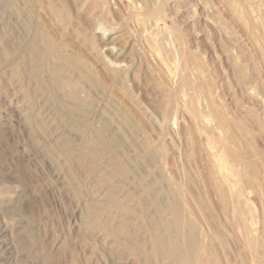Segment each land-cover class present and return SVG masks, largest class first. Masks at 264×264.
Returning <instances> with one entry per match:
<instances>
[{
  "label": "rangeland",
  "instance_id": "1",
  "mask_svg": "<svg viewBox=\"0 0 264 264\" xmlns=\"http://www.w3.org/2000/svg\"><path fill=\"white\" fill-rule=\"evenodd\" d=\"M61 1L67 3L64 14L68 17L64 16L67 18L64 24L49 21L48 16L39 10V5L33 2L36 20H41L55 39L64 44L67 51L71 49L70 52L78 54L96 69L103 89L90 87V94L87 90L88 100H84L86 92L79 93L77 97L66 95L58 85L62 77L52 70L53 61L46 60L51 66L44 62L32 70V76L36 77L33 76L31 86L37 99L34 101L36 105L33 103L35 106L29 109L24 96L22 75L14 72L30 66L27 56L33 51L32 48L35 51L36 45L33 44L32 33L25 30L21 14L16 13L20 10V2L16 0L12 4L10 0H0V223L4 224L5 229V243L1 251L11 253L7 255L6 261L9 264H157V257L148 256L142 242L149 241L146 242L147 245L152 243L154 239H151L149 222L164 215L160 211L158 213L157 202L165 201L174 194L179 195L177 198L174 195L173 198L178 202L181 200L180 204L184 208L188 207L187 209L196 212L205 230L204 224L209 221L214 222L212 225L215 227H219V223L225 226L223 230L226 233L234 231L231 232L232 236L230 233L226 235L230 236H227V241L230 239L229 243L232 244L228 248L232 249L229 253L231 252L230 256L235 264H240V255L236 256L240 250L245 251L242 253L251 259L252 251H247L249 248L242 250L243 245L239 243L243 237L241 238L240 232L233 230V227L236 229L232 221L234 203L231 200L229 203L232 205L229 206L232 207L229 208V203L225 204L221 198L218 188V178L221 176H218L217 163L213 160L219 158L218 154L223 156L222 142L228 132L232 128L234 131L239 129L243 138L237 141L242 143L247 154L250 153L249 158H243L241 163L225 154L223 158L221 156L222 159L219 158V162L225 161V168L222 170L224 173L233 168L239 174H233L236 183L232 182V185L238 186L233 187V194L240 192L247 204L254 200V204L251 202V207L248 206L252 211L247 210V217L254 222H262L264 0H80L85 1L83 5L79 4V0ZM232 1L237 5L238 15L230 8ZM17 3L19 4L16 5ZM240 15L242 18H238ZM11 21L14 23L12 29L9 26ZM243 21L249 25V29ZM9 29L14 32H8ZM103 31L107 33L104 34ZM115 37L119 38L115 41ZM111 38L113 42H117L118 51H123L121 55L109 53ZM157 49L166 51L162 53V50ZM24 52H27L26 56ZM168 53L173 57H169ZM231 58L237 63L242 62L247 68L248 76H245L246 81L242 84L244 89L238 85V79L234 76ZM110 60L122 63L126 69L117 71L120 72L119 75L109 72L107 65ZM68 68L69 74L77 72ZM198 76L200 77L197 78ZM15 79L17 82L14 83ZM34 83L37 84L36 87ZM251 92L256 96L253 97ZM82 94L84 96H80ZM120 109L139 124V130L125 125L122 127L123 124L117 119ZM26 110L34 111L33 116L44 118L46 123L42 119L34 122L27 117ZM218 115L225 116L227 126L232 127L235 122L233 126L238 129L226 126L230 129L227 131L226 127H220ZM236 123H239V127ZM242 126L244 129L241 131ZM90 135L99 138L102 136L103 139H100L107 144L94 143ZM245 139L253 142L247 141L244 144L242 141H246ZM206 142H210V147ZM228 142L235 146L234 141ZM204 146H207V150ZM212 150L214 152H210ZM109 156L116 158L117 162H123L128 171L123 174L113 171L106 163ZM209 160L216 165H211ZM235 187L239 188L238 191ZM244 196L250 201L244 200ZM202 199L208 202L205 203L207 206L210 205L212 209L215 207V210H210L214 215L210 214L207 218L203 215L204 210L201 209L206 205ZM198 202H203L205 206L202 203L198 205ZM118 204H126V208H119ZM134 206L142 211L136 213ZM224 206L226 212L223 210ZM153 214H156L155 217ZM220 214L227 217L224 219V215ZM226 219L229 221L228 225L225 223ZM235 235L238 236L237 241ZM217 241L215 246L224 260L225 254H229L228 248L221 251L222 246Z\"/></svg>",
  "mask_w": 264,
  "mask_h": 264
},
{
  "label": "bare ground",
  "instance_id": "2",
  "mask_svg": "<svg viewBox=\"0 0 264 264\" xmlns=\"http://www.w3.org/2000/svg\"><path fill=\"white\" fill-rule=\"evenodd\" d=\"M11 1V3L12 4H15L16 3V0H10ZM19 2H20V10L19 11H17L16 13H20L21 15H20V19H22L21 21L23 22V25H24V27H25V30H27V31H30L31 33H32V40H33V44L34 45H36V49H35V51H34V48H32L33 49V51H30V46L27 48V49H29V51L31 52V53H28V58L27 57H24V56H26V54H27V52L25 53L24 52V58H27L28 60H29V63H30V66L29 67H27V66H25V68H21L20 69V71L19 70H15V72L14 73H16V74H20V75H22V82H23V84H22V86H23V91H24V96H25V98H27V103H28V106H27V108H29V109H31L32 108V106L35 104L36 105V103H34V101H36L35 99H37L35 96H34V92H33V90H32V86H31V81H32V78H33V76H35V75H33L32 76V70L34 69V68H37V66H39V65H43V63L44 62H46V60L48 61H50V60H52L53 61V64H52V70H53V72L54 73H56V74H59L61 77V81H59V83H58V85H59V87L63 90V93L65 92V94L66 95H68V96H78V94L80 93H85L86 92V98L85 97H83V99L84 100H88V94H87V90L91 87V88H94L95 87V89L96 88H102L103 87V83L100 81V79H99V77L97 76V74H96V72H95V70H94V68H92V66L88 63V62H85V61H83L82 59L83 58H81V57H79L78 56V54L76 55V54H74V53H72V52H70L71 51V49H70V51L68 50L67 51V49H65L64 48V44L61 42V41H57L56 39H55V37L52 35V33L51 32H49L48 31V29L45 27V24L41 21V20H36V16H35V12H34V10H33V2H35V4H38L39 5V10H41L42 12L41 13H44L45 15H47L48 16V18H49V21H56V22H59V23H61V24H64V22H65V20L67 19H65V17H68V16H66V14H64V9L66 8V6L67 5H65V3L66 2H64V1H61V0H18ZM70 1V0H69ZM78 1V0H77ZM120 1V0H119ZM125 1V0H124ZM146 1V0H145ZM148 1V0H147ZM199 1V0H198ZM249 1V0H248ZM78 2H80V0L78 1ZM84 2L85 1H81L79 4H81V5H83L84 4ZM121 2V1H120ZM157 2V1H156ZM124 3V2H123ZM230 3H233V1L232 2H230ZM235 3V2H234ZM231 4L230 5V8L234 11V13L235 14H237V5L236 4ZM261 3V2H260ZM19 3H17L16 5H18ZM67 4V3H66ZM127 4H128V2H127ZM139 4V3H138ZM145 4V3H144ZM186 4V3H185ZM124 5V4H123ZM126 5V4H125ZM129 5H130V3H129ZM256 5V4H255ZM15 6V5H14ZM74 6V5H73ZM76 6V5H75ZM101 6V5H100ZM147 6H148V4H147ZM157 6V5H156ZM201 6V5H200ZM16 7H18V6H16ZM15 7V8H16ZM131 7V6H130ZM174 7V6H173ZM35 8V7H34ZM117 8V7H116ZM252 8V7H251ZM262 8V7H261ZM37 9H38V7H37ZM75 9H77L76 7H75ZM175 9V8H174ZM205 9V8H204ZM230 9V10H231ZM239 9V8H238ZM249 9H250V6H249ZM230 10H229V12H230ZM257 10V9H256ZM255 10V11H256ZM259 10V9H258ZM10 11V10H9ZM15 11V10H14ZM206 11V10H205ZM242 11V10H241ZM77 12V11H76ZM115 12V11H114ZM127 13V12H126ZM158 13V12H157ZM257 13H258V11H257ZM261 13V12H260ZM12 14H14V13H12ZM119 14V13H118ZM117 14V15H118ZM241 14V13H240ZM15 15V14H14ZM19 15V14H18ZM37 15V14H36ZM45 15H43V16H45ZM77 15V14H76ZM232 15V14H231ZM238 15V14H237ZM65 16V17H64ZM74 16V15H73ZM84 16V15H83ZM119 16H120V14H119ZM202 16V15H201ZM12 17V16H11ZM123 17V16H122ZM19 18V17H18ZM17 18V19H18ZM85 18V17H84ZM200 18V17H199ZM202 18V17H201ZM206 18V17H205ZM238 18H242L241 17V15L238 17ZM256 18V17H255ZM259 18V17H258ZM263 19V18H262ZM19 20V19H18ZM79 20V19H78ZM137 20V19H136ZM254 20V19H253ZM260 20V19H259ZM8 21H10L9 19H8ZM33 21L35 22V23H33ZM77 21V20H76ZM91 21V20H90ZM148 21V20H147ZM257 21V20H256ZM16 22V21H15ZM19 22H20V20H19ZM85 22V21H84ZM86 22H87V20H86ZM132 22V21H131ZM201 22V21H200ZM260 22V21H259ZM262 22V21H261ZM17 23V22H16ZM140 23V22H139ZM154 23V22H153ZM199 23V22H198ZM18 24V23H17ZM20 24V23H19ZM243 24L245 25V27L247 28V29H249V25L245 22V21H243ZM263 24V23H262ZM101 25V24H100ZM138 25V24H137ZM9 26H10V28L12 29L13 27H14V23H12V21L10 22V24H9ZM102 26V25H101ZM74 27H76V26H74ZM97 27V26H96ZM156 27V26H155ZM16 28V27H15ZM19 28H21V26L19 27ZM137 28V27H136ZM215 28V27H214ZM218 28V27H217ZM99 29H100V27H99ZM99 29H97V30H99ZM102 30H103V28H101ZM106 29V28H105ZM10 30V29H9ZM58 30V29H57ZM84 30H85V28H84ZM107 30V29H106ZM140 30V29H139ZM151 30V29H150ZM11 31H13V30H10V31H8V32H10L11 33ZM146 31V30H145ZM186 31V30H185ZM245 31V30H244ZM14 32V31H13ZM22 32V31H21ZM21 32H19V33H21ZM97 32V31H96ZM99 32V31H98ZM102 32V31H101ZM135 32V31H134ZM258 32V31H257ZM23 33V32H22ZM62 33V32H61ZM103 33H104V31H103ZM102 33V34H103ZM107 32H105L104 34H106ZM122 33V32H121ZM145 33V32H144ZM213 33V32H212ZM18 34V33H17ZM60 34V33H59ZM98 34V33H97ZM96 34V35H97ZM100 34V33H99ZM104 34H103V36H104ZM128 34V33H127ZM147 34V33H146ZM251 34V33H250ZM23 35V34H22ZM123 35H125V34H123ZM138 35V34H137ZM139 35H140V33H139ZM154 35V34H153ZM26 36V35H25ZM28 36V35H27ZM67 36V35H66ZM100 36V35H99ZM142 36V35H141ZM205 36V35H204ZM12 37V36H11ZM140 37V36H139ZM144 37V36H143ZM159 37V36H158ZM157 37V38H158ZM167 37V36H166ZM20 38V37H19ZM27 38V37H26ZM69 38V37H68ZM102 38V37H101ZM105 38V37H104ZM117 38H119V37H115V41L117 40ZM122 38V37H121ZM145 38V37H144ZM148 38V37H147ZM167 38H169V37H167ZM199 38V37H198ZM202 38V37H201ZM252 38H253V36H252ZM15 39V38H14ZM13 39V40H14ZM18 39V38H17ZM93 39V38H92ZM191 39V38H190ZM16 40V39H15ZM111 41H112V38L110 39ZM147 40V39H146ZM157 40V39H156ZM255 40V39H254ZM11 41H12V38H11ZM88 41V40H87ZM93 41V40H92ZM99 41V40H98ZM140 41H141V39H140ZM176 41V40H175ZM102 42V41H101ZM122 42V41H121ZM154 42V41H153ZM174 42V41H173ZM136 43V42H135ZM145 43V42H144ZM160 43V42H159ZM168 43V42H167ZM169 43H170V41H169ZM174 43H176V42H174ZM111 43H109V45H110ZM134 44V43H133ZM258 44V43H257ZM16 45V44H15ZM34 45H32V46H34ZM70 45V44H69ZM102 45V44H101ZM104 45V44H103ZM108 45V46H109ZM168 45V44H167ZM7 46V45H6ZM9 46V45H8ZM73 46V45H72ZM80 46V45H79ZM105 46H107V45H105ZM107 46V47H108ZM122 46V45H121ZM145 46V45H144ZM161 46H162V44H161ZM172 47H173V45H171ZM35 47V46H34ZM163 48H164V46H162ZM168 47V46H167ZM73 48V47H72ZM89 48V47H88ZM138 48V47H137ZM157 48V47H156ZM162 48V49H163ZM166 48V47H165ZM170 48V47H169ZM260 48V47H259ZM10 49V48H9ZM104 49H105V47H104ZM108 49H109V53L111 54H116L117 56H119V55H121L122 54V50H121V52H119L118 51V46H117V42H113L112 41V45L111 46H109L108 47ZM108 49H106V50H108ZM123 49V48H122ZM136 49V48H135ZM151 49V48H150ZM161 49V50H162ZM175 49V48H174ZM173 49V50H174ZM12 49H10V51H11ZM91 50V49H90ZM98 50V49H97ZM103 50V49H102ZM144 50H145V48H144ZM158 50V49H157ZM160 50V49H159ZM158 50V51H159ZM160 50V51H161ZM165 50V49H164ZM9 50H7V53L8 54H10L9 52H8ZM77 51H79V50H77ZM87 51V50H86ZM126 51V50H125ZM166 51V50H165ZM165 51H163L162 50V53L163 52H165ZM185 51V50H184ZM261 51V50H260ZM105 52V51H104ZM169 52V51H168ZM170 52H171V50H170ZM173 52V51H172ZM171 52V53H172ZM225 52V51H224ZM14 53V52H13ZM76 53V52H75ZM81 53V52H80ZM98 53V55H100L99 54V52H97ZM108 54V53H107ZM170 53H168V56L170 57L171 55H169ZM172 54H174V53H172ZM176 54V53H175ZM174 54V55H175ZM7 55V54H6ZM137 55H139V54H137ZM149 55V54H148ZM157 55V54H156ZM167 55V54H166ZM165 55V57H167ZM2 56H3V54H2ZM9 56V55H8ZM10 56H12V53H11V55ZM105 56V55H104ZM110 56V55H109ZM176 56V55H175ZM84 57V56H83ZM101 57V56H100ZM169 57L167 58L168 60H169ZM171 57H173V56H171ZM177 57V56H176ZM3 58V57H2ZM105 58V57H104ZM224 58V57H223ZM111 59V58H110ZM158 59V58H157ZM159 59H161V58H159ZM167 59H166V62H167ZM174 59H176V58H174ZM226 59V58H225ZM233 58H231L230 60H232ZM94 60H97L98 61V59H95L94 58ZM112 60V59H111ZM110 60V63L108 62V65H107V69H109L110 71L109 72H111V73H116V75H119V73L120 72H117V71H122V70H125L126 68H124L123 66H122V63L120 64V63H118L117 61H115V60H113V61H111ZM165 60V59H164ZM243 60V59H242ZM90 61V60H89ZM105 61V60H104ZM161 61H163V57H162V60ZM174 61V60H173ZM178 61V60H177ZM176 61V62H177ZM170 62V61H169ZM42 63V64H41ZM46 63H48V62H46ZM128 63V62H127ZM160 62H158V64H159ZM163 63V62H162ZM174 63V62H173ZM231 63V62H230ZM39 64V65H38ZM49 64V63H48ZM129 64V63H128ZM181 64H183V63H181ZM181 64H180V66H181ZM233 64V65H232ZM232 64H231V66H233V71H234V76L236 75V78L238 79V85H240V87H242L243 88V86L244 85H242V84H244L245 83V81H246V77L248 76H246V71H247V68H246V66H245V64H242V62H241V64L240 63H237L236 61H233L232 60ZM257 64V63H256ZM32 65V66H31ZM50 65V64H49ZM127 65V64H126ZM167 65V64H166ZM172 65V64H171ZM227 65V64H226ZM51 66V65H50ZM103 66V65H102ZM41 67V66H40ZM68 67H70V68H73V70H76L77 72H75V74H69L68 73V71H67V69H69ZM161 67V66H160ZM165 67V66H164ZM184 67L186 68V65H184ZM102 68V67H101ZM178 68V67H177ZM41 69V68H40ZM51 69V68H50ZM98 69V68H97ZM154 69V68H153ZM169 69V68H168ZM182 69H184V68H182ZM232 69V68H231ZM128 70V69H127ZM173 70V69H172ZM227 70V69H226ZM42 71V70H41ZM47 71V70H46ZM137 71V70H136ZM168 71V70H167ZM170 71V70H169ZM182 71V70H181ZM108 72V71H107ZM130 72V71H129ZM156 72V71H155ZM202 72V71H201ZM34 73V72H33ZM44 73V72H43ZM53 73V74H54ZM72 73H73V71H72ZM103 73V72H102ZM106 73V72H105ZM118 73V74H117ZM159 73V72H158ZM161 73V72H160ZM185 74H186V70H185V72H184ZM183 73V74H184ZM191 73V72H190ZM248 73V72H247ZM36 74V73H35ZM40 74V73H39ZM113 74H112V76H113ZM184 74V75H185ZM196 74V73H195ZM200 74V73H199ZM231 74H232V72H231ZM254 74V73H253ZM167 75V74H166ZM255 75V74H254ZM18 76V75H17ZM40 76V75H39ZM51 76V75H50ZM58 76V75H57ZM169 76V75H168ZM182 76V75H181ZM185 76H187V75H185ZM246 76V77H245ZM9 77V76H8ZM11 77L13 78V76L11 75ZM10 77V78H11ZM36 77V76H35ZM41 77V76H40ZM133 77V76H132ZM195 77V76H194ZM200 76H198L197 78H199ZM39 78V77H38ZM56 78V77H55ZM127 78V77H126ZM183 79L185 78L184 76L182 77ZM249 78H250V76H249ZM263 78V77H262ZM18 79V78H17ZM42 79V78H41ZM57 79H58V77H57ZM112 79V78H111ZM153 79V78H152ZM159 79V78H158ZM170 79V78H169ZM151 80V79H150ZM162 80V79H161ZM9 81V80H8ZM20 81V82H21ZM38 81H39V79H38ZM153 81V80H152ZM164 81H166V80H164ZM199 81V80H198ZM227 81V80H226ZM250 81V80H249ZM11 82L13 83V80H11ZM15 82H17L16 81V79L14 80V83ZM34 82V81H33ZM117 82V81H116ZM169 82V81H168ZM193 82V81H192ZM14 83H13V85H14ZM117 83H119V82H117ZM127 83V82H126ZM125 83V84H126ZM156 83V82H155ZM222 83V82H221ZM235 83V82H234ZM259 83V82H258ZM164 84H165V82H164ZM35 85H37V84H35L34 83V86ZM254 85H256V84H254ZM15 86H17V85H15ZM55 86V85H54ZM117 86V85H116ZM202 86V85H201ZM247 86H249V85H247ZM250 86H252V85H250ZM257 86V85H256ZM259 86V85H258ZM36 87V86H35ZM119 87V86H118ZM121 87V86H120ZM158 87V86H157ZM230 87V86H229ZM234 87H235V85H234ZM47 88V87H46ZM54 88V87H53ZM90 88V89H91ZM126 88V87H125ZM140 88V87H139ZM165 88V87H164ZM202 88H204V87H202ZM213 88V87H212ZM227 88V87H226ZM253 88V87H252ZM39 89V88H38ZM89 89V90H90ZM103 89V88H102ZM101 89V90H102ZM142 89V88H141ZM220 89V88H219ZM218 89V90H219ZM244 89V88H243ZM40 90V89H39ZM88 90V91H89ZM168 90V89H167ZM217 90V89H216ZM229 90V89H228ZM254 90V89H253ZM253 90H251L250 89V91H253ZM255 90H257V89H255ZM259 90V89H258ZM17 91V90H16ZM91 91V90H90ZM90 91L88 92L89 94H90ZM104 91V90H103ZM206 91V90H205ZM222 91V90H221ZM249 91V92H250ZM173 92V91H172ZM195 92V91H194ZM240 92H242V91H240ZM256 92H258V91H256ZM12 93V92H11ZM14 93V92H13ZM12 93V94H13ZM121 93V92H120ZM168 93L170 94L171 92H169L168 91ZM197 93V92H196ZM210 93V92H209ZM215 93H216V91H215ZM239 93V92H238ZM253 93L254 92H251V94H252V96L254 97V96H256V95H253ZM243 94V93H242ZM241 94V95H242ZM250 94V95H251ZM257 94H259V92L257 93ZM9 95V94H8ZM16 95V94H15ZM172 95V94H171ZM184 95V94H183ZM200 95V94H199ZM240 95V96H241ZM246 95V94H245ZM260 95V94H259ZM80 96H84V94H82V95H80ZM169 96V95H168ZM175 96V95H174ZM211 96V95H210ZM13 97V96H12ZM60 97V96H59ZM91 97V95L89 96V98ZM186 97V96H185ZM251 97V96H250ZM258 97V96H257ZM24 98V97H23ZM73 98V97H72ZM172 98H173V96H172ZM172 98H170V99H172ZM252 98V97H251ZM63 99V98H62ZM250 99V98H249ZM258 99V98H257ZM202 100H203V98H202ZM187 101V100H186ZM65 102V101H64ZM69 102V101H68ZM86 102H88V101H86ZM236 102V101H235ZM34 103V104H33ZM199 103V102H198ZM240 103V102H239ZM8 104V103H7ZM19 104V103H18ZM66 104V103H65ZM84 104V103H83ZM86 104V103H85ZM186 104V103H185ZM218 104V103H217ZM34 105V106H35ZM202 105H204V104H202ZM202 105H200V106H202ZM237 105V104H236ZM251 105V104H250ZM38 106V105H37ZM67 106V105H66ZM231 106V105H230ZM246 106V105H245ZM258 106V105H257ZM39 107H41V106H39ZM190 107V106H189ZM232 107V106H231ZM58 108V107H57ZM214 108V107H213ZM219 108V107H218ZM217 108V109H218ZM235 108V107H234ZM34 109H35V107H34ZM40 110H41V108H39ZM39 109L37 110L38 112H39ZM71 109V108H70ZM221 109V108H220ZM261 109V108H260ZM64 110V109H63ZM234 110V109H233ZM27 111V110H26ZM25 111V112H26ZM78 111V110H77ZM117 111H119V110H117ZM222 111V110H221ZM67 112V111H66ZM70 112V111H69ZM71 112H73V110L71 111ZM192 112V111H191ZM220 112V111H219ZM33 113H34V111H27V117H30L32 120H34V122H36L37 123V121H39V120H41L42 119V122H43V120H44V118H35L34 116H33ZM167 113V112H166ZM186 113V112H185ZM232 113H233V111H232ZM23 114V113H22ZM35 114V113H34ZM36 114H37V112H36ZM44 114V113H43ZM78 114V113H77ZM195 114V113H194ZM234 114V113H233ZM117 119L119 120V123H121V124H123V126L122 127H124V125L125 126H128L129 128L131 127L132 129H136V130H139V124L138 123H135V121L130 117V115L129 114H127V113H122V111H121V109H120V112H117ZM209 115V114H208ZM227 115H228V113H227ZM229 115H231V114H229ZM33 116V117H32ZM40 116V115H39ZM38 116V117H39ZM47 116V115H46ZM81 116V115H80ZM195 116H197V114L195 115ZM207 116V115H206ZM234 116V115H233ZM26 117V118H27ZM63 117H64V115H63ZM66 117V116H65ZM174 117H175V115H174ZM190 117V116H189ZM209 117V116H208ZM225 117V116H224ZM224 117H223V115H218V118H217V121H218V125L220 126V127H226L227 126V124H226V122H228V121H225L224 120ZM236 117V116H235ZM29 118V119H30ZM54 118V117H53ZM73 118V117H72ZM30 119V120H31ZM48 119L49 118H47V123H48ZM55 119V118H54ZM55 120H57V119H55ZM60 120V119H59ZM68 120V119H67ZM75 120V119H74ZM77 120V119H76ZM211 120V119H210ZM69 121V120H68ZM80 121V120H79ZM192 121V120H191ZM257 121V120H256ZM30 122V121H29ZM33 122V121H32ZM41 122V121H40ZM39 122V123H40ZM44 122L46 123V120H44ZM50 122V121H49ZM61 122V121H60ZM67 122V121H66ZM77 122V121H76ZM86 122V121H85ZM172 122V121H171ZM174 122H176L175 120H174ZM212 122V121H211ZM27 123V122H26ZM39 123H38V126L40 127V125H39ZM62 123V122H61ZM65 123V122H64ZM80 123V122H79ZM230 123V122H229ZM228 123V124H229ZM235 123V122H234ZM234 123L232 124V127H235V126H233L234 125ZM33 124V123H32ZM43 124V123H42ZM41 124V125H42ZM50 124V123H49ZM53 124V123H52ZM120 124V125H121ZM231 124V123H230ZM236 124H238V127H239V123H236ZM35 125V124H34ZM45 125V124H44ZM217 125V124H216ZM262 125V124H261ZM43 126V125H42ZM78 126V125H77ZM82 126V125H81ZM84 126H86V125H84ZM218 126V127H219ZM241 126V125H240ZM43 127H45V126H43ZM197 127V126H196ZM228 128L230 127V129L232 128L231 126H227ZM226 127V128H227ZM257 127V126H256ZM40 128H42V127H40ZM52 128V127H51ZM225 128V129H226ZM228 128L226 129L227 131H229L228 130ZM236 128V127H235ZM252 128H254V127H252ZM37 129V128H36ZM48 129V128H47ZM127 129V128H126ZM141 129V128H140ZM193 129V128H192ZM233 129V128H232ZM231 129V130H232ZM236 129H238V128H236ZM244 128H243V126H242V129H241V131L243 130ZM229 131L228 132V136H226L225 137V140L222 142V144H223V146L221 147V150H222V148H223V151H221V152H224V154H223V156L222 155H220V154H218L219 155V158H221V156H222V158L224 157V156H226L225 154H227L228 156H231L232 158H234L235 160H239V161H243L244 159L243 158H249V154H247V152H246V150L244 149V146H242L237 140H239L240 138H241V132H240V130L238 131H234V129L232 130V131ZM243 133V132H242ZM201 134V133H200ZM246 134V133H245ZM102 135V134H101ZM101 135H99V136H101ZM194 135V134H193ZM244 135V134H243ZM91 136V135H90ZM89 136V137H90ZM217 136H219V135H217ZM92 138H90L91 139V141L93 140L94 141V143L96 142V143H98V144H107V142H105V141H103V140H101L100 138H102V136L99 138V137H97V136H95V137H93V136H91ZM249 137V136H248ZM243 138V137H242ZM241 138V139H242ZM103 139V138H102ZM192 139V138H191ZM199 139V138H198ZM68 140V139H67ZM106 140V139H105ZM194 140V139H193ZM204 140V139H203ZM209 140V139H208ZM246 140V139H245ZM69 141V140H68ZM103 141V142H102ZM222 141V140H221ZM228 141H231V143L234 141V145L235 146H232L231 144H229V142ZM247 141H250V140H246V141H242L243 143L244 142H246L247 143ZM143 142V141H142ZM250 142H253V141H250ZM205 143V142H204ZM203 143V144H204ZM207 143V142H206ZM221 143V142H220ZM246 143H244V144H246ZM105 144V145H106ZM144 144V143H143ZM145 144H146V142H145ZM210 142L209 143H207V146H209L210 147ZM214 144V143H213ZM67 145H68V143H67ZM109 145H112V144H109ZM108 145V147H110ZM206 146V147H207ZM213 146V145H212ZM212 146H211V148H212ZM255 146V145H254ZM98 147V146H97ZM104 147V146H103ZM205 147V146H204ZM204 148V149H206L207 150V148ZM105 148V147H104ZM211 148L209 149L208 148V150H211ZM255 148V147H254ZM259 148V147H258ZM106 149H107V147H106ZM145 149H146V147H145ZM213 149V148H212ZM214 150V149H213ZM210 151V152H214V151ZM260 150V149H259ZM191 151V150H190ZM196 151V150H195ZM252 151V150H251ZM82 152V151H81ZM162 152V151H161ZM192 152V151H191ZM205 152V151H204ZM207 152V151H206ZM220 152V153H221ZM91 153V152H90ZM196 153H197V151H196ZM208 153V152H207ZM210 154V153H209ZM208 154V156H211V155H209ZM89 155V154H88ZM105 155V154H104ZM103 155V156H104ZM112 155V154H111ZM150 155V154H149ZM154 155H156V153L154 154ZM192 155V154H191ZM118 156V155H117ZM157 156V155H156ZM148 157V156H147ZM150 157H152L153 158V156H150ZM158 157V156H157ZM206 157V156H205ZM204 157V158H205ZM213 157H215L214 155H213ZM95 158V157H94ZM93 158V159H94ZM118 158V157H117ZM149 158V157H148ZM151 158V159H152ZM211 158H212V156H211ZM210 158V159H211ZM216 158H217V155H216ZM219 158H217V159H215V158H213V159H215V160H213L215 163H217V165L215 164V163H213V161H211V160H209V161H211L212 163H211V165L212 164H214V165H216L217 166V171H219V174L220 175H218L217 173V175L218 176H221L220 178H218V180H219V182H218V180H217V182L219 183V185H218V188H219V193H220V195H221V198H222V200H223V202L225 203V204H227V203H229V202H231V200L233 201V203H234V206H233V210L232 211H234V213H232L234 216L232 217L233 218V222L235 223V227H236V229H234V227H233V230H237L236 232H240V234H241V238L243 237V240H242V242L243 243H245V244H242V242L241 243H239V244H241V245H243V248H242V250H245L246 248L248 249H246L247 251H249V250H251L252 251V256H251V259H250V257L249 256H245V253L243 254L242 252H245V251H242L241 252V250H240V253H237L236 254V256L237 255H240V259H241V261L239 262L240 264H264V219H263V221L261 222L260 221V223H257V222H254L253 220H252V218H248L247 217V210L248 211H252V209L251 208H249L248 206H250L251 207V202H253V201H251V202H249V204H247V201L245 202V201H243V199H242V195H241V193L240 192H237V193H235V194H233V187L234 186H237V185H232L233 183L232 182H235L236 183V181L233 179V177L235 176H233V174H236L235 173V169H229L228 170V172H226V173H224L222 170H224V168L225 167H223L224 165V163H225V161L222 163H220L219 161H221V159L219 160ZM119 159V158H118ZM150 159V160H151ZM206 159V158H205ZM225 159H227V158H225ZM95 160V159H94ZM232 160V159H231ZM245 160H247V159H245ZM148 161H149V159H148ZM193 161V160H192ZM217 161V162H216ZM223 161V160H222ZM242 161H241V163H242ZM89 162H91V160L89 161ZM151 162V161H150ZM156 162V161H155ZM87 163V162H86ZM95 163V162H94ZM105 163V162H104ZM106 163H108L109 164V167L110 168H112L113 169V171H115V172H119V173H125V172H127L128 171V167L123 163V162H117L116 161V158H114L113 156H109L108 157V160H107V162ZM230 163H232V161L230 162ZM246 163V162H245ZM254 163V162H253ZM92 164H93V162H92ZM97 164V163H96ZM151 165H152V163H150ZM155 164V163H154ZM213 165V166H214ZM241 165V164H240ZM90 166V165H89ZM94 166V165H93ZM96 166V165H95ZM216 166H215V168H216ZM244 166V165H243ZM246 166H248V165H246ZM73 167V166H72ZM240 167V166H239ZM239 167H237V168H239ZM85 168V167H84ZM95 168V167H94ZM98 168V167H97ZM214 168V169H215ZM223 168V169H222ZM242 168V167H241ZM244 168V167H243ZM92 169V168H91ZM248 169V168H247ZM260 169V168H259ZM74 170V169H73ZM163 170V169H162ZM244 170V169H243ZM214 171V173H215V170H213ZM237 172V171H236ZM185 173V172H184ZM243 173V172H242ZM258 173V172H257ZM264 174V173H263ZM109 175H110V173H109ZM113 175V174H112ZM236 175H239L238 173L236 174ZM105 176V175H104ZM254 176V175H253ZM173 177V176H172ZM158 178V177H157ZM183 178H184V176H183ZM251 178H253V177H251ZM107 179V178H106ZM187 179V178H186ZM232 179H233V181H232ZM256 178L254 177V180H255ZM184 180V179H183ZM189 180V179H188ZM253 179H252V181H254ZM173 181V180H172ZM175 181V180H174ZM182 181V180H181ZM190 181V180H189ZM189 181H187V182H189ZM256 181V180H255ZM254 181V182H255ZM245 182H246V180H245ZM261 182H263V180L261 181ZM184 183H185V180H184ZM217 183V184H218ZM234 183V184H235ZM241 183V182H240ZM116 184V183H115ZM115 184H113V185H115ZM239 184V183H238ZM263 184V183H262ZM167 185V184H166ZM170 185H172V184H170ZM173 185H174V183H173ZM181 185H183L182 183H181ZM187 185V184H186ZM213 185V184H212ZM119 186V185H118ZM163 187V186H162ZM213 187V186H212ZM238 187V186H237ZM237 187H235V189L237 188ZM115 188H116V186H115ZM123 188V187H122ZM183 188H184V186H183ZM245 188V187H244ZM239 189V188H238ZM238 189H236L237 191H238ZM115 190V189H114ZM121 190V189H120ZM163 190V189H162ZM172 190V189H171ZM177 190V189H176ZM241 190V189H240ZM249 190H250V188H249ZM123 191V190H122ZM174 191V190H173ZM243 191V190H242ZM255 191V190H254ZM118 192V191H117ZM129 192V191H128ZM156 192V191H155ZM125 193V192H124ZM178 193H179V190H178ZM115 194V193H114ZM170 194V193H169ZM215 194V193H214ZM213 194V195H214ZM174 195H176V198H177V195L178 194H174ZM174 195H172L173 197H174ZM185 195V194H184ZM245 195H247V194H245ZM256 195H257V193H256ZM179 196V195H178ZM218 196V195H217ZM153 197H155V196H153ZM152 197V198H153ZM164 197V196H163ZM167 197L168 196H166L165 198L167 199ZM173 197H171V196H169V198L167 199V200H163V198H162V200L163 201H159V202H157V207H158V209L159 210H157L158 211V213H159V211L161 212L160 214H164V215H161L160 216V219H155V220H153L152 222H149V223H151V226H149L150 228V231H151V239H152V237H153V239L154 240H152V243L149 245H147V243L149 242H147L146 240H144L142 243H143V246H144V249L146 250V253H147V255L148 256H151L152 257V255L153 256H156L157 257V259H158V263L157 264H235L234 263V261H232V257L230 256V253H229V250H232L231 248H228V245H230V244H232V243H229V242H231L230 241V239H229V242L227 241L228 239V237L230 238V236H232V233L231 232H233L234 233V231H229V232H227L226 233V231H224L223 229L225 228V226H221V224L219 223L218 224V222H217V219L215 220L216 222H217V224L219 225V227H215V225H212V223L214 224V222H209V221H207L206 222V224H204V225H206V230L204 229V227L202 226V223H201V221H200V219H198L197 218V216H196V212L195 211H193L192 209H187V208H184L181 204H180V201L181 200H179V198H178V200H179V202L177 201V200H175V198H173ZM189 197V196H188ZM245 197V196H244ZM243 197V198H244ZM248 197V196H247ZM203 198V197H202ZM216 198V197H215ZM219 198V197H218ZM246 198V197H245ZM258 198V197H257ZM204 199V198H203ZM202 199V201L204 202L205 200H203ZM260 199V198H259ZM183 200V199H182ZM191 200V199H190ZM221 200V201H222ZM244 200H249L250 201V199L249 198H246V199H244ZM257 200V199H256ZM111 201V200H110ZM117 201V200H116ZM119 201V200H118ZM184 201V200H183ZM199 201H201V198H199ZM207 201H209V200H207ZM259 201V200H258ZM182 202V201H181ZM193 202V201H192ZM203 202H201L202 204H203ZM222 202V203H223ZM155 203V202H154ZM184 203H186L185 201H184ZM200 202H198V205L199 204H201ZM205 203H208V202H204V204ZM223 203V204H224ZM144 204V203H143ZM143 204L142 205H140V204H138V205H140L141 207L143 206ZM203 204V206H205L204 207V209H203V207H202V209L199 207V209H201V210H204V211H202L203 212V215L204 216H206V218L208 217V215H210L211 214V211L210 210H215V207H214V209H212V207L210 206V205H208L207 206V204H205L204 205ZM224 204V205H225ZM231 203H229L227 206H229ZM253 204H254V202H253ZM259 204V203H258ZM184 205H186V204H184ZM194 206H195V204H193ZM219 205V204H218ZM232 205V204H231ZM118 206H119V208H126V204L125 205H122V204H118ZM202 206V205H201ZM214 206V205H213ZM254 206V205H253ZM261 206H262V204H261ZM135 207V206H134ZM149 207V206H148ZM197 207V206H196ZM225 207V206H224ZM232 207V206H231ZM230 206H229V208H231ZM128 208H130L129 206H128ZM136 208V207H135ZM262 208V207H261ZM157 208H155V210H156ZM199 209H197L198 211H200ZM228 209V208H227ZM255 209V208H254ZM262 209H264V208H262ZM136 213H139V212H141L142 210L141 209H139V207H137L136 208ZM147 210V209H146ZM196 210V209H195ZM223 210L226 212V207L225 208H223ZM228 210H230L231 211V209H228ZM256 210V209H255ZM105 211V210H104ZM154 211V210H153ZM216 211H217V209H216ZM215 211V212H216ZM108 212V211H107ZM121 212V211H120ZM219 212V211H218ZM260 212H262V211H260ZM95 213V212H94ZM143 213V212H142ZM199 214L198 215H200V217L202 216L201 214H200V212H198ZM212 213H214V212H212ZM228 213H231V212H229L228 211ZM227 213V214H228ZM91 214V213H90ZM96 214V213H95ZM215 214V213H214ZM214 214H211V215H214ZM259 214V213H258ZM262 215L264 214L263 212L261 213ZM107 215V214H106ZM126 215V214H125ZM155 215L156 214H153V216L155 217ZM221 215V214H220ZM224 215V219L227 217V215H225V214H223ZM223 215H221V216H223ZM231 215V214H230ZM113 216V215H112ZM142 216H143V214H142ZM147 216V215H146ZM216 216V215H215ZM226 216V217H225ZM232 216V215H231ZM230 216V217H231ZM260 216V215H259ZM131 217V216H130ZM213 217V216H212ZM220 217V216H219ZM263 217H264V215H263ZM202 218V217H201ZM231 218V219H232ZM235 218V219H234ZM94 219V218H93ZM92 219V220H93ZM203 219V218H202ZM201 219V220H202ZM210 218H208V220H209ZM256 219V218H255ZM211 220V219H210ZM220 220V219H219ZM235 220H236V222H235ZM119 221V220H118ZM149 221V220H148ZM151 221V220H150ZM214 221V220H213ZM222 221H224V220H222ZM104 222H105V220H104ZM202 222H205V221H203L202 220ZM228 220L226 219V222L225 223H227L226 225H228ZM233 222H232V224H233ZM117 223H119V222H117ZM225 223L223 222V224L225 225ZM108 224V223H107ZM120 224V223H119ZM148 224V223H147ZM230 224V223H229ZM3 225L4 224H1L0 223V264H9L8 263V260L6 261V257H8L9 256V254H11L9 251H5V252H2L1 250H3L2 249V245L5 243H3V238H4V231L3 230H5V229H3ZM141 225V224H140ZM149 225V224H148ZM117 226V225H116ZM131 226V225H130ZM233 226V225H232ZM118 227V226H117ZM146 227H148V226H146ZM215 227V228H214ZM119 228V227H118ZM208 228V229H207ZM149 229H147L148 231H149ZM227 231H228V229H226ZM111 231V230H110ZM128 231H129V229H128ZM131 233V232H130ZM228 233H230L231 235L230 236H228L229 234ZM6 234V233H5ZM226 234H228V235H226ZM130 235V234H129ZM133 235H134V233H133ZM6 236V235H5ZM119 236H120V234H119ZM228 236V237H227ZM236 236V235H235ZM234 236V237H235ZM7 237H8V235H7ZM121 237V236H120ZM233 237V238H234ZM238 236H236L235 237V239L237 238ZM145 238V237H144ZM146 238H148V237H146ZM232 238V239H233ZM128 239V238H127ZM132 239V238H131ZM131 239H130V241H131ZM231 239V240H232ZM142 240V239H141ZM149 240H150V238H149ZM216 240H218L219 242H220V245L222 246H220L221 247V251H224L226 248H228V252L227 253H229V254H225L226 255V257L224 258V256H223V258H224V260L220 257V255H219V252H218V250H217V246H215V241ZM238 239H236V241H237ZM244 240H245V242H244ZM5 241V240H4ZM116 241V240H115ZM118 241V240H117ZM217 241V242H218ZM235 241V242H236ZM147 242V243H146ZM134 244V243H133ZM219 243H217V245H218ZM239 244L237 245V247L239 246ZM219 246V245H218ZM231 246H233V245H231ZM236 246V245H235ZM230 247V246H229ZM4 248V247H3ZM141 248V247H140ZM240 249V247L237 249V250H239ZM225 250V251H226ZM112 251V250H111ZM13 252V251H12ZM48 252V251H47ZM114 253V252H113ZM247 254V253H246ZM249 254V253H248ZM8 255V256H7ZM75 255V254H74ZM251 255V254H250ZM144 258V257H143ZM250 260H249V259ZM239 259V260H240Z\"/></svg>",
  "mask_w": 264,
  "mask_h": 264
}]
</instances>
